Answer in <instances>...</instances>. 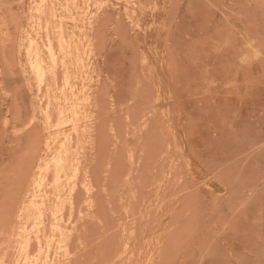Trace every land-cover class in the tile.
Here are the masks:
<instances>
[{"label":"rangeland","instance_id":"rangeland-1","mask_svg":"<svg viewBox=\"0 0 264 264\" xmlns=\"http://www.w3.org/2000/svg\"><path fill=\"white\" fill-rule=\"evenodd\" d=\"M0 264H264V0H0Z\"/></svg>","mask_w":264,"mask_h":264},{"label":"bare ground","instance_id":"bare-ground-1","mask_svg":"<svg viewBox=\"0 0 264 264\" xmlns=\"http://www.w3.org/2000/svg\"><path fill=\"white\" fill-rule=\"evenodd\" d=\"M53 6H54V4H53ZM36 12V11H35ZM41 27V26H40ZM33 30H35L34 29V25H33ZM39 36V35H38ZM30 41H32V40H30ZM26 42V41H25ZM61 42V41H60ZM30 44V48H29V50H28V57L27 58H29V62H30V64L29 65H31V68H32V71L35 73V75H36V77H37V79H38V81H39V83H40V77H39V74L37 73V71H36V68H35V65L33 64V61H32V58L30 57V54L32 53V51H35V45L33 46V44H34V42H33V44L32 43H29ZM62 46H64V45H62ZM63 48H65V47H63ZM27 53V52H26Z\"/></svg>","mask_w":264,"mask_h":264}]
</instances>
